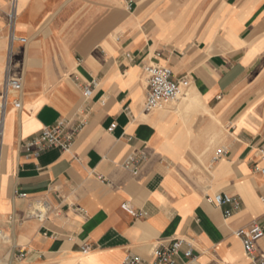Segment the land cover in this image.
Here are the masks:
<instances>
[{
	"label": "crops",
	"instance_id": "1",
	"mask_svg": "<svg viewBox=\"0 0 264 264\" xmlns=\"http://www.w3.org/2000/svg\"><path fill=\"white\" fill-rule=\"evenodd\" d=\"M16 3L12 25L0 0V264H153L178 239L199 264H249L236 232L264 230V0ZM149 64L190 87L146 114ZM17 79L22 92L6 87ZM59 122L81 127L69 149L27 151Z\"/></svg>",
	"mask_w": 264,
	"mask_h": 264
},
{
	"label": "built area",
	"instance_id": "2",
	"mask_svg": "<svg viewBox=\"0 0 264 264\" xmlns=\"http://www.w3.org/2000/svg\"><path fill=\"white\" fill-rule=\"evenodd\" d=\"M131 2V0H126ZM16 0H11V12L10 20L13 25L16 18ZM11 39L14 40L15 36L12 34ZM21 43H26V39H19ZM146 82L148 86V97L145 102L144 112L146 114L152 113L156 110L162 109L166 105L178 101L181 99L190 87V82L187 79H176L171 68L149 64L144 69ZM6 87H10L15 91L22 92L23 80H7ZM90 92L87 90V94ZM21 103H15L17 109H21ZM4 109H5V98H0V156H1V139L4 132ZM116 125H112L110 131H113ZM81 130V127H75L68 129L67 123L59 122L55 126L45 128L42 133L28 139L25 142V148L28 152H33L35 155H40L51 149L67 150L69 149L77 134ZM264 159V153H263ZM134 166V160L127 162V167ZM135 172L138 171L135 165ZM264 181V166L257 169ZM18 194V193H17ZM19 197L25 198V194H19ZM206 201L209 204L217 207L225 205L231 206L234 210H239L241 203L238 197L216 194L212 197H208ZM261 201L264 204V196L261 197ZM122 209L131 215L132 217H138L134 208L128 203L122 205ZM48 210L46 206L39 207L33 216L40 221L46 219ZM232 215V211H226L225 216L229 217ZM236 236L243 242L244 251L249 259V264H264V253L259 250V243L264 238V230L257 223H252L250 227L240 229L236 232ZM5 239L3 231L0 229V240ZM84 254H88L90 246L85 245L82 249ZM183 256L185 259L184 264H199L197 258L193 254L192 246L190 243L184 240H175L166 249H156L153 252V264H177V259ZM25 253L19 255V259H23ZM123 264H145L143 259L140 257L128 254Z\"/></svg>",
	"mask_w": 264,
	"mask_h": 264
}]
</instances>
